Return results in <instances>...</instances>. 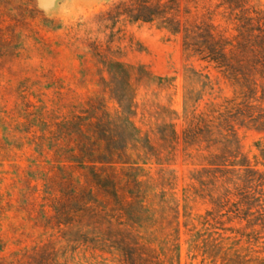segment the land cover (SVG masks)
Instances as JSON below:
<instances>
[{
	"label": "rangeland",
	"instance_id": "374dc122",
	"mask_svg": "<svg viewBox=\"0 0 264 264\" xmlns=\"http://www.w3.org/2000/svg\"><path fill=\"white\" fill-rule=\"evenodd\" d=\"M221 1L0 0V264H213L215 245L245 247L229 230L246 228V169L264 174V69L246 67L245 98L184 46L197 28L234 41Z\"/></svg>",
	"mask_w": 264,
	"mask_h": 264
},
{
	"label": "trees",
	"instance_id": "16d2710c",
	"mask_svg": "<svg viewBox=\"0 0 264 264\" xmlns=\"http://www.w3.org/2000/svg\"><path fill=\"white\" fill-rule=\"evenodd\" d=\"M174 5H178V0H157L159 8L164 6L172 9ZM217 8L223 9L222 16L228 22L237 24V35L234 41H226L216 36L213 27L197 28L195 32L185 30V51L200 57L203 61L215 64L230 80L235 82L246 98L255 93V88L246 73V67L250 65L254 71L259 68L264 69V18L258 15L252 16L242 0H222ZM166 14L165 11L152 13L150 21L165 19ZM168 20L166 18L163 24H168ZM173 32L179 33V30ZM94 176L104 180L97 173H94ZM246 178L250 185L255 184L254 193L246 191L244 187L238 194L239 202L234 204L236 208L234 213L238 219L246 223V228L243 232L229 230L235 235L236 242L233 244L237 247L244 241L245 247L234 250L233 247L227 249L222 245H215V259H211L213 264L218 262L219 264H264V257L253 256L252 248L262 239L261 232L259 233L256 228L260 227L262 233L264 232V206L254 205L261 201V198L255 195L259 189H264V174L248 167ZM262 191L260 190L258 194L262 195ZM255 208L258 209L254 211ZM230 239L231 237L227 238V240ZM128 260L130 261L128 257H125V261Z\"/></svg>",
	"mask_w": 264,
	"mask_h": 264
}]
</instances>
